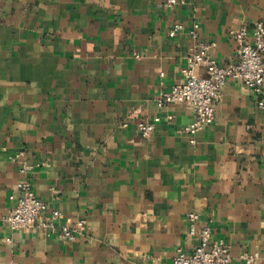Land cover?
Instances as JSON below:
<instances>
[{
	"label": "crops",
	"instance_id": "crops-1",
	"mask_svg": "<svg viewBox=\"0 0 264 264\" xmlns=\"http://www.w3.org/2000/svg\"><path fill=\"white\" fill-rule=\"evenodd\" d=\"M164 1L0 0V264H175L177 247L199 243L193 212L211 243L230 245L229 264L253 251L264 264L261 96L228 78L194 144L184 131L192 106L157 105L184 81L194 22L228 66L238 60L230 31L252 33L264 0ZM175 23L184 28L171 37ZM156 116L143 138L139 123ZM23 182L53 227L10 229ZM83 218L75 240L58 237Z\"/></svg>",
	"mask_w": 264,
	"mask_h": 264
},
{
	"label": "built area",
	"instance_id": "built-area-1",
	"mask_svg": "<svg viewBox=\"0 0 264 264\" xmlns=\"http://www.w3.org/2000/svg\"><path fill=\"white\" fill-rule=\"evenodd\" d=\"M184 3H186L185 0H166L161 7L172 8ZM183 28L182 23H175L169 35L174 37ZM190 34L194 39V44L186 58L183 70L184 81L175 84L168 91H163L157 98V105L163 107L168 104L186 102L192 106L194 118L184 131L188 134L190 142L194 144L196 135L214 122L217 104L221 100L223 87L228 78L242 81L249 89L259 94L261 98L258 105L264 109V19L255 22L252 33L245 25L230 31L231 36L237 42L238 60L228 66L219 65L213 59L212 50L216 44L200 39L198 22L192 24ZM201 67L206 68L208 75L199 74L198 70ZM172 117L169 116V119ZM160 119V116H156L153 120L139 123L143 138L149 137L154 132ZM23 155L24 151H21L14 155L13 160H18ZM30 168L32 166L24 162L21 170L25 172ZM45 210V202L35 194L31 184L23 182L21 195L4 219L11 230L29 229L38 225L44 228L53 227L51 222L43 219ZM54 215L57 217L60 212L55 211ZM188 219L190 234H198L199 243L192 252H186L181 246L177 247L174 263L229 264L232 259L230 245L223 241L211 243L212 229L210 226L197 229L199 219L197 213H190ZM87 229L88 222L83 218L73 226L60 228L58 237L63 241H72ZM260 259L261 254L258 251L242 254L244 264H258Z\"/></svg>",
	"mask_w": 264,
	"mask_h": 264
}]
</instances>
